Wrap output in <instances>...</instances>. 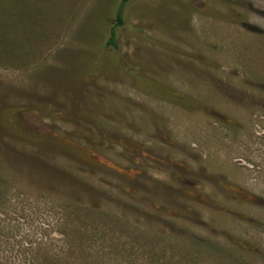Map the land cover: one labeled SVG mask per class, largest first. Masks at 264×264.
<instances>
[{"label":"rangeland","instance_id":"rangeland-1","mask_svg":"<svg viewBox=\"0 0 264 264\" xmlns=\"http://www.w3.org/2000/svg\"><path fill=\"white\" fill-rule=\"evenodd\" d=\"M121 2L0 0V264H264V0Z\"/></svg>","mask_w":264,"mask_h":264},{"label":"trees","instance_id":"trees-1","mask_svg":"<svg viewBox=\"0 0 264 264\" xmlns=\"http://www.w3.org/2000/svg\"><path fill=\"white\" fill-rule=\"evenodd\" d=\"M133 1L134 0H122V2L120 3V6L118 8V13L115 16L116 17V24L112 27L111 37H110V40L108 42V47L117 48V44H116L117 29L119 27L126 26L123 13H124L126 6L129 5ZM60 263H62V262H60Z\"/></svg>","mask_w":264,"mask_h":264}]
</instances>
